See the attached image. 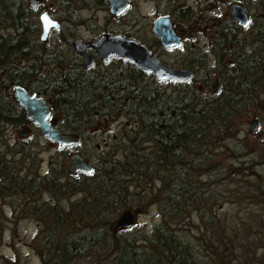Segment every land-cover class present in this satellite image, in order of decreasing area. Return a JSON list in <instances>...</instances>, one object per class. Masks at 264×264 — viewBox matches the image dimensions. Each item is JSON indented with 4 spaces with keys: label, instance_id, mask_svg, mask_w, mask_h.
<instances>
[{
    "label": "trees",
    "instance_id": "trees-1",
    "mask_svg": "<svg viewBox=\"0 0 264 264\" xmlns=\"http://www.w3.org/2000/svg\"><path fill=\"white\" fill-rule=\"evenodd\" d=\"M262 1L247 0L246 7L257 10ZM23 5L19 0H0V82L26 87L36 82L40 92L52 98L53 116H61L60 126L71 130H79L85 122L92 124L97 114L132 117V130L109 142L111 146L126 139L120 141L126 150L122 160H108L101 163L99 173L80 175L67 174L59 164L49 191L81 193V197L69 204L68 211L54 205L46 209L49 221L37 233L40 263L264 264V180L255 176L259 162L249 157L245 166L224 165L222 158L230 151L219 146L251 111L254 99L256 104L264 101V26H260L264 16L256 20L257 15L251 13L247 27L232 19L216 26V46L222 54L219 67L209 74L219 78L221 87L205 98L194 88L196 79L163 86L125 64L118 74L111 71L102 80L59 50L56 58L73 63L59 69L53 80L40 82L41 71L34 62L22 68L19 77L16 57L20 49L25 60L44 61L42 55H34L32 44L20 48L28 44L24 35L30 31ZM237 35H246V52L237 49ZM227 46L233 50L232 65L222 63ZM202 57L200 53L199 61ZM242 138L249 149L251 140ZM254 153L262 161L264 146L257 143ZM60 178L63 183H58ZM225 198L239 210H223ZM127 202L139 208L156 205L159 223L135 237L132 232L113 230L114 217ZM99 217L107 228L98 229ZM88 230L87 236L81 234ZM137 237L138 245L134 243Z\"/></svg>",
    "mask_w": 264,
    "mask_h": 264
},
{
    "label": "rangeland",
    "instance_id": "rangeland-1",
    "mask_svg": "<svg viewBox=\"0 0 264 264\" xmlns=\"http://www.w3.org/2000/svg\"><path fill=\"white\" fill-rule=\"evenodd\" d=\"M19 1L25 5H23L25 7V14L23 16L28 21L27 30H30L24 35L28 44L25 42L24 45L21 44L20 48L28 49L29 45L32 44L34 55L37 57L42 55L44 61L40 62L37 59L32 61L29 57L28 60H25V57L22 56V49H20L19 55L17 54L16 57V65L24 69V67H31V62H34V66H37L35 69L41 71V73H38L40 82L46 79L53 80L59 69H65L67 68L66 64L69 65L78 61V57L72 49V42L76 40H92L101 33L123 34L126 37L134 38L145 46L149 44L160 47L164 62L176 67L180 63H188V57L191 54L201 53L206 59L204 66L209 65L213 70L216 68L213 51L216 50L217 46L215 44V46L206 47L208 46L206 33L213 34V30L217 29L216 26H223V23L229 17L231 3L234 2V0H130V5L126 10L114 15L109 13L107 0H42V5L37 12L27 9L28 0ZM44 8L47 9V12L53 19H56L60 23V29L52 30L48 38L45 41H41L39 39L40 26L37 15ZM250 9L252 14L257 15L255 17L257 18L256 20L264 16V4L262 6L258 4L257 10L255 8ZM159 14H169L171 22H173L172 25L181 28L179 31H182V34L192 35L194 41L185 38V47L164 48L157 36L150 30L153 18ZM219 14L222 15L218 16ZM24 22V20H20L21 24ZM20 30H24V27L22 26ZM13 35L16 36V34ZM213 38L212 36L211 39ZM58 50L64 52L66 56L71 57L73 62L64 57L62 59L64 61L61 63L62 60L55 57V53ZM261 51H264V47H261ZM59 56L62 57V55ZM213 60L214 64H212ZM126 66L114 59L107 66L98 62L88 71L98 74L103 77L102 80H105L107 76H110L109 72L113 71L115 74H118L121 68H125ZM206 72L207 70L203 69H196L194 71L196 78L194 86H198V84L203 85L204 88L199 94L205 98H210L213 95L210 89L212 83L210 82L204 86V81H200V78L203 80L206 77ZM194 88L196 89V87ZM165 89H167V85ZM255 100L253 108L249 112L250 114L246 113L245 117L241 120L242 127L239 126L241 123H237L236 128L229 132V137L222 138L223 142L219 146L226 147L230 151V154L222 158V164L234 166L243 164L245 166L249 157H255V161L259 162L256 169L264 173V162L261 161L262 157L254 153V147L257 143L264 146V113L260 112H264V101H258L256 104ZM55 115L58 116L59 114L56 112ZM253 117H256L258 120V128L251 134L247 131ZM59 119L58 123L62 124L61 116ZM62 119H64V116H62ZM131 119L132 117L121 113L112 116L109 114L106 116L97 114L92 124L86 126L85 122L79 130H74V132L78 131L80 134L84 132V134H81L82 143L79 147L74 148L75 152H79L90 160L98 173L101 163H106L108 160L110 162L122 160L126 150L121 142L124 143L126 139L120 138L121 140H116L111 146L109 142L114 141L117 137H125L127 132L132 130L129 123ZM236 130H239V132L236 133ZM232 131H235L234 137L230 135ZM243 136L251 140L249 149L245 148L244 142L238 141V139H243ZM39 146L41 148L36 149L37 153L34 154L33 160L24 159L22 165H18L20 166L18 170L16 167L13 168L14 177L16 176V171L18 172L22 166L20 172L23 178L19 184L23 189L18 190L21 199H17L16 201L17 205L19 203L20 205L15 210H11L12 207L4 204V198L0 197V209L2 208V212L0 213V257H3V259L0 258V264H40L39 251L36 247V243L39 240L37 233L39 228L46 225L49 221L46 209L50 205H54V207L60 210L68 211L69 204L81 197V193L56 195L49 191L50 181L56 174L59 164L65 167L69 156L67 157L66 153H63V150L58 152L55 147L56 145L50 146L41 137L39 138ZM29 151L35 152L31 147H28ZM24 166L27 169L23 170ZM34 166L36 167V171H34ZM9 171L5 170L6 175H9ZM7 177H9L8 181H12L13 186H15L13 178L10 175ZM19 177L18 175L16 176V178ZM57 181L58 183H63L64 179L60 178ZM4 189L2 188V190ZM226 190L228 189H224V192H227ZM126 204L125 209L117 211L111 227H113L118 216L127 210L138 211L133 226L128 230H121L134 233L131 237L138 236L142 232H148L159 223L160 216L156 205H150L148 208H139L133 202H127ZM221 206L223 210L225 208L228 210H239V207L229 202L228 198L222 200ZM261 214L264 216V212H261ZM105 217L109 218V214ZM99 219L98 229L107 228L103 218L99 217ZM90 226L94 228V224H90ZM89 233V230L81 232L84 236H87ZM104 234L102 232L100 237L102 238ZM35 237L36 241L34 240ZM180 238L183 239L182 236ZM134 243L136 245L141 243L139 237H137V241ZM95 259L98 260L99 258L95 257ZM6 260L9 262L6 263Z\"/></svg>",
    "mask_w": 264,
    "mask_h": 264
},
{
    "label": "water",
    "instance_id": "water-1",
    "mask_svg": "<svg viewBox=\"0 0 264 264\" xmlns=\"http://www.w3.org/2000/svg\"><path fill=\"white\" fill-rule=\"evenodd\" d=\"M107 1L109 4V12L114 15L120 14L129 6V0ZM40 2L41 0H28L27 5L29 8L35 9ZM230 15L232 19L242 25L248 24L249 22L247 12L240 4H233L231 6ZM45 17L47 20L44 19ZM38 19L42 28L40 34V40L42 41L46 40L52 28H59V23L50 17L46 10L38 16ZM153 32L158 35L160 42L164 46L180 45V39L173 31L169 15H160L154 20ZM88 48H91L103 63H106L110 57L117 56L122 61L134 63L138 68L151 73L159 80L187 81L191 78V72L188 69L171 68L161 64L140 42L121 34L103 33L92 41L84 42L78 40L73 42V51L82 59L86 67L93 63V55L88 52ZM218 90L219 83L216 80L212 85V91L217 92ZM16 100L24 109L27 118L39 127L41 134L59 147L76 144L80 141L78 134L60 132L55 130L47 122L49 110L43 98L29 96L22 87H17ZM256 126L257 119L253 118L249 124V131L254 130ZM67 170L74 174L77 171L91 172L92 166L86 158L75 153L67 163ZM135 215L136 212L131 210L124 211L116 219L113 229L129 228L135 221Z\"/></svg>",
    "mask_w": 264,
    "mask_h": 264
},
{
    "label": "flooded vegetation",
    "instance_id": "flooded-vegetation-1",
    "mask_svg": "<svg viewBox=\"0 0 264 264\" xmlns=\"http://www.w3.org/2000/svg\"><path fill=\"white\" fill-rule=\"evenodd\" d=\"M244 2L245 0H234V2ZM232 4V3H231ZM222 14H219L220 16ZM231 18H227L225 23H228ZM153 23V22H152ZM152 29V25L150 26V30ZM174 30L178 32L181 40V47H185L186 44L184 42L185 38H189L190 41H194V38L192 35H184L182 34L181 28L174 27ZM152 32V31H151ZM214 37L211 39V37ZM156 37V36H155ZM207 42L209 47L211 45L216 44L217 39V31L213 30V34L206 33ZM159 40V39H158ZM147 47L151 50V52L156 56L157 60L163 64L169 65L162 59V53L160 52V47L147 45ZM157 49H156V48ZM167 49V48H166ZM224 51H226V56L224 57L223 62L227 64V62L234 57L232 47L227 46L224 48ZM222 51L218 50L216 48L215 51H213V56L215 57L216 62V68L219 67L218 64V57H221ZM200 53H193L188 57V63L183 62L180 63L179 66H173L169 65L171 68H184L188 69L191 72H194L196 69H203L207 70L206 77L203 78V80L200 78V81H204V86H206L208 83H213L216 80L220 83L219 78L215 75L210 76L208 70L212 69L211 66H204V63L206 59L204 56L199 61ZM214 60L213 63L214 64ZM78 61L81 63V61L78 58ZM97 60L95 59V62ZM113 61V60H111ZM82 64V63H81ZM98 65V64H97ZM83 69H85L83 67ZM195 69V70H194ZM22 75V67H20V74L19 77ZM154 79V78H153ZM196 79V78H195ZM157 83H160L161 85H165V82H159L154 79ZM18 86H21L19 83L14 81H3L0 82V197L4 198V201L7 206H11V210H15L20 203L17 205L16 201L17 199H21V196H19V191L21 190L20 181L23 178L21 175V169L17 172L16 176L18 175L19 178H16L14 175V167L17 168V170L20 168L18 166L19 164L22 165L23 160H29V154H35L37 153L39 146V138L41 136V133L39 131V128L37 125L31 123V121L26 117L24 109L19 105V103L16 100V88ZM21 86L26 93L29 96H43L45 97V102L50 108V103L48 100V97L46 96V92H40L39 87L37 86L36 82H34L33 85ZM201 87V84H198V88ZM47 97V98H46ZM51 110V109H50ZM48 122L55 125L56 120L52 117V111L50 112V115L48 117ZM56 126V125H55ZM45 139V138H44ZM47 142L50 146H53L51 142H49L47 139L44 140ZM28 147H31L33 151L28 152ZM35 147V148H34ZM37 149V150H36ZM67 157L72 155L71 151H69L67 154ZM68 158V159H69ZM25 167H23V170ZM5 170H10L8 174L13 178L14 185L12 184V181L9 180V175H6ZM11 178V179H12ZM10 179V180H11ZM2 188H5L2 190ZM14 188V190H12ZM2 200V199H1ZM14 202V203H13ZM2 209V208H1ZM0 209V213L2 212ZM14 212V211H13ZM12 212V213H13Z\"/></svg>",
    "mask_w": 264,
    "mask_h": 264
},
{
    "label": "bare ground",
    "instance_id": "bare-ground-1",
    "mask_svg": "<svg viewBox=\"0 0 264 264\" xmlns=\"http://www.w3.org/2000/svg\"><path fill=\"white\" fill-rule=\"evenodd\" d=\"M262 3H264V0L262 1ZM17 13L19 12L18 10H15ZM263 22H260V26H264V24H262ZM246 35H237V43H238V47L237 49L239 51H241L242 53L243 52H246V48H245V44L244 42L246 41ZM228 65H232L233 64V59H230L228 62H227ZM256 116V115H255ZM255 119H257L256 117H253ZM248 129H249V125H248ZM232 137H234V133L231 134ZM241 140V139H238V141ZM245 148L248 149L247 146H245ZM206 158V156H205ZM262 162H264V159L262 160ZM255 176L259 177L261 180H264V173H262L260 170H256L255 171Z\"/></svg>",
    "mask_w": 264,
    "mask_h": 264
},
{
    "label": "snow or ice",
    "instance_id": "snow-or-ice-1",
    "mask_svg": "<svg viewBox=\"0 0 264 264\" xmlns=\"http://www.w3.org/2000/svg\"><path fill=\"white\" fill-rule=\"evenodd\" d=\"M44 19H45V20H47V18H46V17H45ZM245 27H247V25H245Z\"/></svg>",
    "mask_w": 264,
    "mask_h": 264
}]
</instances>
